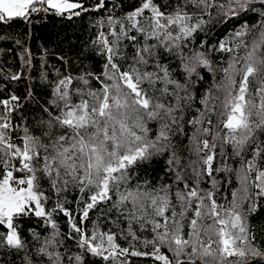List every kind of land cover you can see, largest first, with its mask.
Wrapping results in <instances>:
<instances>
[{
	"label": "snow or ice",
	"instance_id": "obj_1",
	"mask_svg": "<svg viewBox=\"0 0 264 264\" xmlns=\"http://www.w3.org/2000/svg\"><path fill=\"white\" fill-rule=\"evenodd\" d=\"M103 7L104 0H97L95 8ZM253 7L252 0H182L178 8L166 13L154 0H143L140 7L121 19L109 16L108 24L113 26L110 36L114 39L99 32L93 41L105 58L102 76L69 74L56 82L50 103L60 114L53 116L44 109L50 119L41 123L49 128L59 126L62 132L55 137L46 133L48 143L31 135L27 127L23 129L21 145L13 143L11 135L19 125L11 121L16 108L12 102L19 97L0 101L4 106V113H0V168L10 169L6 173L0 170L3 176L0 179V226L6 224L8 229L6 235L0 234V246L24 249L26 244L14 218L33 214L44 218L53 229L52 236L43 238L37 254L55 257L54 264H59L60 254L48 250L64 242L63 238L57 240L61 233L52 219L53 212L59 210L70 218L71 230L66 238L75 240L85 253L112 264H127L129 255L150 256L162 264H227L229 257L240 258L236 264L241 260L246 264L249 253L264 257V253L249 247L255 236L248 221L259 207L258 199L264 198V167H261L264 166V147L259 146L255 137L257 130L264 134V19L251 26L242 24L214 46L216 50L234 53L228 66L220 69L224 91L221 124L227 131L223 136L213 131L211 114L216 107L215 97L209 90L200 101L204 111L198 110L199 114L187 121L195 128L189 143L196 159L186 165L181 164L170 134L179 128L176 113L183 110L181 102L190 100L191 96L181 95V92L187 93L186 83L173 79L169 64L163 62L180 60L189 76L197 66L211 68L204 52L190 50L191 56L185 53L193 34L203 31L207 23L204 16L211 20L212 11H216L220 17L217 22L223 23ZM146 10H150V16L145 15ZM50 11L60 16H80L90 9L82 0H0V21L3 22L18 18L30 21L32 14ZM260 15L264 17V12ZM256 29L260 30L259 34L249 45L247 37ZM132 30L142 37V42L137 35H129ZM123 40L130 42V55L121 50ZM241 49L245 50L243 57L238 55ZM89 77L99 83L97 90L89 89ZM11 79L19 77L14 75ZM74 80L82 82L84 87L70 90ZM73 96L79 97L78 101L73 102ZM149 122L156 125L152 137H149ZM218 141L232 145L236 155H240L245 145L255 148L254 158L242 163L237 174L240 188L233 191L227 207L217 203L215 192L219 182L213 172L230 171L227 166L213 169ZM165 152L170 153L167 171L174 174L171 184L148 187L149 182L144 181L133 188L127 187L132 179L129 169L134 164ZM255 157H260L259 164ZM13 158L17 162L16 171L26 175L14 176ZM250 172L257 173L255 182L250 181ZM205 176L211 180V190L200 188ZM42 178L47 179L57 196L69 187H76L81 193L91 192L80 210L82 222L98 205L111 202L112 208L129 225L136 222L141 229H150L152 238L141 240L131 227L126 235L123 232L119 235L125 239L130 237L145 248L150 246V251L135 250L134 243L122 247L117 243V233L100 232L95 225L89 233L74 222L72 213L59 200L55 208L46 211L43 202L48 197L40 186ZM250 184L256 191H249ZM113 196L117 200L113 201ZM245 201L250 202L246 210L242 207ZM29 231L35 240H41L35 230ZM162 247L172 253V258L161 252ZM72 259L82 264L83 255L70 257V262Z\"/></svg>",
	"mask_w": 264,
	"mask_h": 264
},
{
	"label": "trees",
	"instance_id": "obj_2",
	"mask_svg": "<svg viewBox=\"0 0 264 264\" xmlns=\"http://www.w3.org/2000/svg\"><path fill=\"white\" fill-rule=\"evenodd\" d=\"M82 2L90 11L82 12L80 16H60L50 11L48 13L32 14L30 21L19 18L8 22L0 21V101L10 100L12 96L19 97L18 101L12 102L16 105V108L11 114L12 123L19 125V127L14 128L11 140L18 146L21 145L25 127L28 128L31 135L39 137L43 143H48L46 133L53 137L61 134L62 129L59 126L49 128L47 124L41 123V121L50 119L48 112H51L53 116L60 114L54 105L50 103L54 99L53 88L56 82L69 74L73 77L85 73L102 76L105 58L99 54V46L94 45L93 41L97 39L99 32H104L105 35H109L110 39H114L110 36L113 26L108 24V17L111 16L114 20L121 19L129 12L134 11L135 8L140 7L143 0H104V7L101 9L95 8L97 0H82ZM154 2L162 11L171 13L181 5L182 0H154ZM220 2H223V0H220ZM252 6H254L253 10L242 12L237 17L228 18L223 23L217 22L220 17L217 16L216 11H212L213 18L211 20L208 19L207 15L204 16L207 23L204 24L203 31L193 34V37L190 38L191 42L187 43L185 53L191 56L192 51L204 52L206 58L210 61L211 68L197 66L196 71L189 76L181 66L180 60H163L164 63L169 64L172 78L180 83H186L187 93L181 92V95L188 94L191 96L190 100L181 102L183 110L176 113L179 128H175L174 132L170 134L171 143L175 146V151L180 157L182 165L196 159L190 152L191 145L189 143V138L195 128L189 125L187 121L197 116L199 114L198 110L204 111L200 101L209 90H211V95L215 97L214 104L216 107V111L211 114L213 131H219L221 136L227 131L223 129L221 124L224 91L223 73L220 69L228 66V62L234 53L216 50L214 46H218L219 41L239 29L242 24L251 26L264 19L260 15L264 12V0H252ZM145 15L150 16V10H146ZM99 21H103V23L98 24ZM127 24L128 22L125 21V27H127ZM115 27L118 28L119 26ZM259 31V29H256L247 37L249 45L258 36ZM133 34L137 35L138 40L142 42V37L135 30L129 32V35ZM202 41L204 42L203 46H201ZM152 42L149 41V43ZM121 50L126 55L131 54L132 47L128 40L122 41ZM238 55L243 57L245 50H239ZM14 75L18 76L19 79L12 80L11 77ZM239 79L240 77L237 76V82H239ZM218 85L219 87H217ZM83 87L82 82L74 80L70 90ZM88 87L90 90H97L99 83L89 77ZM78 99L77 96L72 97L73 102L78 101ZM167 99L171 100L172 98L168 97ZM44 109H48V112H45ZM0 113H4L2 104H0ZM52 123L55 125V121H52ZM148 127L150 129L149 137H152L156 131L155 122H149ZM255 137L259 146L264 147L262 130H257ZM204 138L210 139V137ZM254 151L255 148L249 144L245 145L240 155H236L232 145L217 142V157L213 162V169L223 168L224 166L230 169V171L213 172L215 180L219 182L215 189L218 204L228 206L233 198V191L240 188L237 174L242 163L246 160H252ZM169 156L170 153L165 152L162 155L153 156L148 161H138L129 169V175L132 179L127 187L133 188L136 184L144 181L149 182L148 187L171 184L174 174L167 171ZM255 158L259 164L260 157ZM0 170L6 173L10 169L0 168ZM37 174L39 175V173ZM256 174V172L249 173L250 181L255 182ZM24 175L26 174L15 171L17 177ZM0 179H3V176H0ZM40 186L48 197V200L43 202L46 211L55 208L56 202L59 200L63 203L64 208L72 213L74 222L89 233L93 231L95 225L100 232L117 233V243L122 247H129V243H134L135 250L150 251V246L145 248L141 243L131 241L130 237L125 239L124 236L119 235L121 232L126 235L129 227H131L132 231L141 240L152 238L150 229L147 227L141 229L136 222L129 225L128 221L116 209L112 208L111 202H103L98 205L96 209L89 212V218L82 222L80 210L84 207V201H87L91 195L90 191L85 190L81 193L78 188L69 187L68 190L57 196L46 178L41 179ZM200 188L204 190L212 189L211 180L207 176L201 181ZM249 191H256L252 184L249 185ZM81 196L83 200H81ZM112 200H117V197L113 196ZM257 203L259 207L248 217L251 231L255 236L250 241L249 247L264 253V198H259ZM249 206V201H245L242 205L245 210ZM109 209L111 210L109 211ZM137 215H141V213H137ZM52 219L61 233L57 240L63 238L64 242L63 244L50 246L48 250L60 254L59 264H76L74 259L70 262L69 258H74L80 254L83 255L82 264H112L111 261H102L100 257L85 253L84 249L78 247L75 240L66 238V234L71 229L70 218L64 212L59 210L53 212ZM14 224L19 225L18 231L24 239L26 247L17 250L7 245L0 246V264H28L29 260L31 264H54L55 257L49 258L37 254V249L41 246L43 238L50 237L53 233V229L44 222V218L29 214L20 219L14 218ZM30 229L35 230L40 235V241L33 238ZM7 231L6 224L0 226V234L6 235ZM73 235L76 236L77 234L73 233ZM213 246L215 247V245ZM105 247H107L106 244ZM161 252L172 258V253L166 247H162ZM238 259L240 258L229 257L227 264H236ZM245 259L246 264H264V257L252 256L251 253ZM127 264H162V262L155 261L150 256L129 255L127 256ZM240 264H245V261L241 260Z\"/></svg>",
	"mask_w": 264,
	"mask_h": 264
},
{
	"label": "rangeland",
	"instance_id": "obj_3",
	"mask_svg": "<svg viewBox=\"0 0 264 264\" xmlns=\"http://www.w3.org/2000/svg\"><path fill=\"white\" fill-rule=\"evenodd\" d=\"M40 13H41V12H40ZM16 145L18 146V144H16ZM11 163H12V165L14 166L13 169H11V170L14 171V176H15V171H16L15 166H16V163H17V162H16V159L13 158L12 161H11ZM13 186H18V185L14 184Z\"/></svg>",
	"mask_w": 264,
	"mask_h": 264
}]
</instances>
